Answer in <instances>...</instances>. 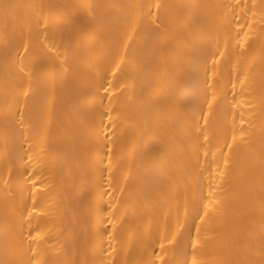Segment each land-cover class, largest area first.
I'll use <instances>...</instances> for the list:
<instances>
[{"label":"snow or ice","instance_id":"obj_1","mask_svg":"<svg viewBox=\"0 0 264 264\" xmlns=\"http://www.w3.org/2000/svg\"><path fill=\"white\" fill-rule=\"evenodd\" d=\"M0 264H264V0H0Z\"/></svg>","mask_w":264,"mask_h":264},{"label":"bare ground","instance_id":"obj_2","mask_svg":"<svg viewBox=\"0 0 264 264\" xmlns=\"http://www.w3.org/2000/svg\"><path fill=\"white\" fill-rule=\"evenodd\" d=\"M14 2L28 3V2H41V0H14ZM47 2V0H45ZM172 2H179V0H172ZM259 57V50L257 49V58ZM175 60L170 55L160 56L155 63L149 64L146 69V75L154 76L159 73L160 76H165L167 73L176 72ZM70 105L64 106L59 113V119L56 128L53 131L52 144L54 151L59 152L65 142V124L67 123L66 113L70 112ZM217 227V222L213 219L201 225L202 237L207 235L211 236Z\"/></svg>","mask_w":264,"mask_h":264}]
</instances>
